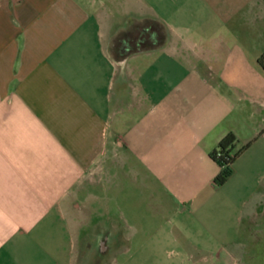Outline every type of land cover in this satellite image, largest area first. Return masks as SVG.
<instances>
[{"label":"crops","instance_id":"1","mask_svg":"<svg viewBox=\"0 0 264 264\" xmlns=\"http://www.w3.org/2000/svg\"><path fill=\"white\" fill-rule=\"evenodd\" d=\"M162 6L0 0V264L264 262V0Z\"/></svg>","mask_w":264,"mask_h":264},{"label":"trees","instance_id":"2","mask_svg":"<svg viewBox=\"0 0 264 264\" xmlns=\"http://www.w3.org/2000/svg\"><path fill=\"white\" fill-rule=\"evenodd\" d=\"M158 23V22H156ZM159 24V23H158ZM162 27V26H161ZM260 64H264V55L258 60ZM238 141L233 134H228L216 147V149L210 154L211 159L218 165L220 171L214 178V186L220 187L226 183V181L232 175V166L234 160L242 152V149L236 150Z\"/></svg>","mask_w":264,"mask_h":264},{"label":"rangeland","instance_id":"3","mask_svg":"<svg viewBox=\"0 0 264 264\" xmlns=\"http://www.w3.org/2000/svg\"><path fill=\"white\" fill-rule=\"evenodd\" d=\"M151 2H152V5L154 6V8H155V13H160V16L162 17V11H163V6H162V2H163V0H151ZM177 6V7H176ZM176 6H174L175 8H179L178 7V5H176ZM172 7H173V5H172ZM198 6H196V8H197ZM192 8H195V7H192ZM187 9H190V7H187ZM203 12V11H202ZM188 14V13H187ZM189 15V14H188ZM156 20H157V17H156ZM154 25V29L156 30V31H158V32H160L161 33V31H162V27H161V24L159 23H156V22H154L153 23ZM259 264H264V262H262L261 261V263H259Z\"/></svg>","mask_w":264,"mask_h":264}]
</instances>
